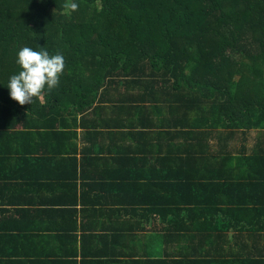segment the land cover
<instances>
[{
	"label": "trees",
	"instance_id": "trees-1",
	"mask_svg": "<svg viewBox=\"0 0 264 264\" xmlns=\"http://www.w3.org/2000/svg\"><path fill=\"white\" fill-rule=\"evenodd\" d=\"M76 2L0 0V206L46 203L0 216L73 219L30 224L56 251L76 241L78 211L53 203L110 192L154 212L168 242L156 264H264V0ZM22 46L61 53L64 69L19 105L6 86ZM82 169L117 181L79 201L66 182ZM0 227L13 234L0 249L19 248L20 224ZM21 253L0 264L56 254Z\"/></svg>",
	"mask_w": 264,
	"mask_h": 264
},
{
	"label": "crops",
	"instance_id": "crops-1",
	"mask_svg": "<svg viewBox=\"0 0 264 264\" xmlns=\"http://www.w3.org/2000/svg\"><path fill=\"white\" fill-rule=\"evenodd\" d=\"M77 143L80 145L81 141H77ZM82 171L85 170L78 171L74 176H68L70 181L66 182L75 185L78 190L76 195L79 201L90 198L89 193L95 188L98 191L103 189L102 185L91 188L88 186L103 183L97 178L107 179L109 177L110 183L108 184L117 181L114 177L116 172L101 171V173H98L101 176H95V181L94 173L86 174L85 171V175H81L80 172ZM84 183H87V185ZM65 188L71 189L73 187L64 186L63 189ZM104 196H107L105 201L94 200V203H53L57 209L76 208L78 211V231H74L78 235L76 241L72 240V243L67 247L63 246L62 249L56 251L55 247L63 244L57 239H28L32 235V232L29 233L31 231L30 224H45L46 226L56 227L60 223H74L73 219L65 220L57 217L39 216L40 218L35 220L29 219L27 216L16 219L12 218L11 215L0 216V226H9L13 223H18L21 226V233L16 235L17 238L21 239L19 248L9 245L5 249H0V255L8 256L17 252H22L21 254H41L54 251L56 254H54V258L51 259L52 261L49 264H156L157 258L163 256L164 248L168 246V242H164L162 232L158 233L149 229L151 225L158 223L156 216L152 215L154 212H145L142 206L144 204L141 203H123L125 198L117 195L111 196L110 192ZM98 197L100 196L98 195ZM45 206L46 203L4 204V206H0V209L15 210L20 208L21 210H28L34 208L33 210L38 211L39 214ZM147 207L152 206L148 205ZM165 219H167L165 221L167 223L171 221L172 217L168 216ZM0 235L6 237V235L12 236L13 234H7L0 227ZM85 235H95L93 236L95 242L87 240ZM64 253L68 256H65V258L64 256L59 257V254ZM10 259H6L4 264H11ZM0 261H4L3 258L0 257Z\"/></svg>",
	"mask_w": 264,
	"mask_h": 264
},
{
	"label": "clouds",
	"instance_id": "clouds-1",
	"mask_svg": "<svg viewBox=\"0 0 264 264\" xmlns=\"http://www.w3.org/2000/svg\"><path fill=\"white\" fill-rule=\"evenodd\" d=\"M65 6L75 11L78 4L76 0H67ZM15 63L19 70L9 77L6 88L9 97L19 105L31 104L33 97L56 86L64 69L63 55L50 54L44 46L18 48Z\"/></svg>",
	"mask_w": 264,
	"mask_h": 264
},
{
	"label": "rangeland",
	"instance_id": "rangeland-1",
	"mask_svg": "<svg viewBox=\"0 0 264 264\" xmlns=\"http://www.w3.org/2000/svg\"><path fill=\"white\" fill-rule=\"evenodd\" d=\"M115 22H117V20H116V19L113 21V24H114Z\"/></svg>",
	"mask_w": 264,
	"mask_h": 264
}]
</instances>
